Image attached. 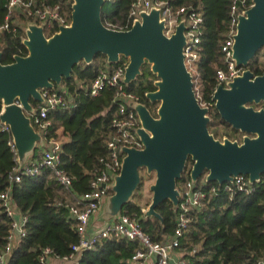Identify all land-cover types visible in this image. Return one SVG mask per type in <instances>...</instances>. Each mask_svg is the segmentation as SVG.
Masks as SVG:
<instances>
[{
	"label": "trees",
	"instance_id": "1",
	"mask_svg": "<svg viewBox=\"0 0 264 264\" xmlns=\"http://www.w3.org/2000/svg\"><path fill=\"white\" fill-rule=\"evenodd\" d=\"M136 0H105L101 8V21L107 28L124 27L132 4ZM175 11L182 7H193L201 14L203 24L199 44V58L195 63V72L201 86L200 103L208 108V132L219 138H228L239 143L244 134L231 128L223 121L212 101L217 87L216 70L224 68L220 46L225 40L229 27L231 0H161ZM7 0H0V21L3 20ZM39 5L60 7L66 18L71 20L72 0H39ZM130 24V22H129ZM130 28V25H128ZM56 27L44 28L46 35H52ZM25 39L24 28L18 27L15 33L0 34L1 63L9 65L14 56L25 57L27 50L22 41ZM126 62L121 58L120 63ZM113 70L117 64H109L106 56L97 54L90 64L80 62L74 66L71 77L63 79L60 86L54 88L70 103L69 109H57L47 116L50 123L42 137V145L35 150L24 165L29 166L42 159V149L51 140L61 143L60 167L72 180V193L81 196L90 190V184L102 170V159L108 156L107 141L112 134V120L116 116L113 103L114 91L106 88L97 96L91 97L88 89L99 71L105 67ZM255 76L264 73V50L244 68ZM157 77L145 63L137 78L125 85L127 92L135 94L139 103L144 105L153 117L159 103H150L146 93L156 91L154 82ZM64 88V92L59 90ZM33 109L39 103L30 100ZM255 109H264V102L252 105ZM34 126V125H33ZM35 131H39L34 126ZM221 130V132H219ZM10 137L0 128V193L8 192L15 212L27 217L25 236L16 238L11 251L6 255L5 264H37L45 248L52 251L50 258L62 259L70 254L72 245L79 239L76 220L70 215L67 205L72 204L71 196L56 181L52 172L42 168L35 176H23L20 182H11L9 174L16 166L13 153L8 146ZM193 162L188 158L181 179L176 188L190 180L189 173ZM145 171V170H144ZM206 173L196 182L201 191H207L216 183L205 182ZM144 186L140 171L138 192ZM249 194L237 192L231 199L222 190L215 196L208 197L200 208L188 214L189 224L179 239L176 251L185 264H258L264 259V174L252 185ZM136 194V193H135ZM112 195L108 191V196ZM149 203L147 204V206ZM162 221L145 218L143 208L133 200L128 201L120 215L135 218L143 233L153 243H165L174 235L179 207L165 201L156 209ZM116 220V219H114ZM12 220L0 206V253L6 245ZM139 249L137 241L108 238L98 242L93 250L80 253L76 259L66 264H134L132 256ZM58 258V259H57ZM157 264V263H156Z\"/></svg>",
	"mask_w": 264,
	"mask_h": 264
},
{
	"label": "water",
	"instance_id": "2",
	"mask_svg": "<svg viewBox=\"0 0 264 264\" xmlns=\"http://www.w3.org/2000/svg\"><path fill=\"white\" fill-rule=\"evenodd\" d=\"M69 27L46 38L41 26L28 24L22 41L27 55L14 56L9 65L1 63L0 123L8 126L16 148L18 165L23 166L42 136L31 125L27 114L33 112L30 100L43 103L40 91L60 86L71 77L74 66L90 64L95 55L106 56L109 64L127 60L123 83L128 85L140 75L147 63L157 77L156 91L146 93L150 103H159L156 118L138 104L140 120L137 134L141 150L122 149L125 154L119 174L110 186L104 219H116L140 184V171L154 173L150 186L151 203L145 218L160 222L157 207L165 201L179 203L176 183L181 179L188 158L193 165L189 177L197 182L205 173L207 183L223 185L237 176L250 184L264 174V109L252 105L264 102V73L255 76L244 69L227 87L219 84L212 95L220 118L232 129L244 134L241 142L214 139L208 132V108L196 98L192 76L183 61L184 22L167 38L163 34L160 11L142 13L128 31L105 27L101 8L105 0H72ZM252 6L239 18L232 46V59L245 68L258 51L264 50V0H252Z\"/></svg>",
	"mask_w": 264,
	"mask_h": 264
},
{
	"label": "built area",
	"instance_id": "3",
	"mask_svg": "<svg viewBox=\"0 0 264 264\" xmlns=\"http://www.w3.org/2000/svg\"><path fill=\"white\" fill-rule=\"evenodd\" d=\"M38 1L7 0L5 4L6 14L3 20L0 21V34L4 32L15 33L17 28L20 27L15 24L18 22V19H22L26 23L24 31H26L27 25L31 23L41 26L43 30L44 28L50 30L56 27L57 31L55 33L61 27H69L71 20L69 21L66 18L58 5H39ZM252 4V0H231L228 32L220 46L224 68L217 69L215 73L217 86L222 84L223 87H227L244 70V68H238L232 59L233 37L236 34L239 18L245 16V13L250 9ZM152 9L160 11V20L163 21V34L167 38L175 33L181 21L184 22L185 44L182 50L183 61L187 71L192 76L194 85L195 63L199 58L201 26L203 24V18L195 8L182 7L172 11L161 0H136L132 4L128 16L130 24L127 22L124 27L109 29L128 31L135 21L141 20L142 13L148 14ZM128 25H130V28ZM44 35L48 38L53 34L46 35L44 33ZM126 64L127 61L124 63H120L119 61L113 70H110L106 66L103 70L99 71L88 89L91 97L97 96L106 88L113 89V103L116 105L117 113L112 120L111 126L113 131L106 144L108 156L106 159H102L103 168L92 180L89 192L81 196H76L72 193V180L60 167V141L51 140L48 142L47 147L42 149V159L40 162H34L29 166H19L10 129L8 126L0 123L1 131L6 132L10 137L8 146L13 153V159L16 163V166L9 174V180L17 183L20 182L21 177L35 176L40 173L42 168H47L52 172L62 189L71 196L73 202L66 207L70 215L76 220L79 239L76 244L72 245L70 254L62 259L57 258L58 260L66 263L72 262L80 253L93 250L98 242L113 237L138 242L139 249L131 258L134 264H148L152 260L155 264H185L181 256L175 261L173 258L175 254L178 255L176 248L179 245L180 237L189 224L188 214L190 211L200 208L205 199L217 195L221 190L227 194L229 199L237 192L249 194L253 190V184H250L247 177L237 176L232 182H227L223 185L217 184V186H211L207 191H201L196 188V182H192L191 180L185 182L180 190H178L179 212L176 218L174 235L165 243H153L142 232L138 221L126 215H119L116 220L112 219L102 229L88 232L89 219L101 209L104 199L108 197V191H110L114 177L120 172L122 160L125 157V154L121 150L124 148L141 150L143 148L137 134V130L140 128V120L136 112V106L140 104L139 98L135 94L127 92L123 83ZM194 92L200 103V97L195 88ZM40 94L43 103H39L38 109H34L27 116L30 118L31 125H34L39 130L38 133L43 137V134L50 125L47 121L48 114L57 109H69L70 103L54 89L41 90ZM200 105L205 107L202 103ZM0 206L4 208L7 216L12 220L10 231L6 238V245L0 253V264H5L6 255L11 251L15 239L25 236L27 217L15 212L8 192L0 193ZM51 255L52 251L49 248H45L37 264H47ZM258 264H264V259L260 260Z\"/></svg>",
	"mask_w": 264,
	"mask_h": 264
},
{
	"label": "rangeland",
	"instance_id": "4",
	"mask_svg": "<svg viewBox=\"0 0 264 264\" xmlns=\"http://www.w3.org/2000/svg\"><path fill=\"white\" fill-rule=\"evenodd\" d=\"M16 25H19L22 28H25V22L22 19H18V22L15 23ZM125 59V58H123ZM125 61H127L125 59ZM194 76H195V80H194V85H195V90L198 93L199 97H201V86L199 85V81L197 80V76H196V72L194 71ZM59 90H61L62 92H64V88H59ZM254 108V107H253ZM255 109V108H254ZM255 110H259V109H255ZM219 132H221V130H219ZM220 141L223 140V138H219ZM237 141V140H235ZM41 146V145H40ZM141 175L143 177L144 180V186L138 191L135 192L134 195L132 196L133 200L135 202H137L144 211L147 210L148 206L147 204L151 203V199H152V193L150 191V186L154 184L155 181V174L154 173H150L147 174L146 171L141 170ZM132 198L130 200H132ZM107 206V197L104 199L103 203H102V207L101 209L98 211V214L103 217V215L106 214V207Z\"/></svg>",
	"mask_w": 264,
	"mask_h": 264
},
{
	"label": "crops",
	"instance_id": "5",
	"mask_svg": "<svg viewBox=\"0 0 264 264\" xmlns=\"http://www.w3.org/2000/svg\"><path fill=\"white\" fill-rule=\"evenodd\" d=\"M66 140H67V137L66 136H61L60 137V142L61 143L64 142V141H66ZM27 159H26V161H27ZM110 221L111 220H106V219H104V217H101L98 213H96L94 216H92L89 219L88 232L95 231V230H98V229H102L105 226H107L110 223ZM179 256H181L179 253H178V255L175 254L173 260L175 261ZM47 264H66V262L61 261V260H56L54 258H49ZM148 264H155V263L152 260Z\"/></svg>",
	"mask_w": 264,
	"mask_h": 264
}]
</instances>
